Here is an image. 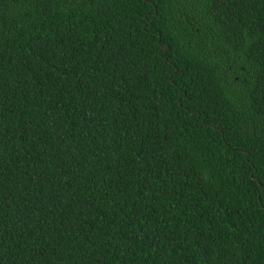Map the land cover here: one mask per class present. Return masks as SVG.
<instances>
[{
	"label": "trees",
	"instance_id": "1",
	"mask_svg": "<svg viewBox=\"0 0 264 264\" xmlns=\"http://www.w3.org/2000/svg\"><path fill=\"white\" fill-rule=\"evenodd\" d=\"M0 264H264V0H0Z\"/></svg>",
	"mask_w": 264,
	"mask_h": 264
}]
</instances>
